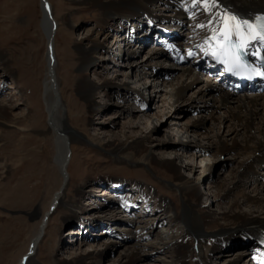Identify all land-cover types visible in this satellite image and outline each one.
<instances>
[{"label": "rangeland", "instance_id": "374dc122", "mask_svg": "<svg viewBox=\"0 0 264 264\" xmlns=\"http://www.w3.org/2000/svg\"><path fill=\"white\" fill-rule=\"evenodd\" d=\"M44 1L48 17L55 27L52 49L62 122L69 134L76 138L66 141L70 159L62 205L50 211L46 230L29 264H63L88 254L94 256L93 263L90 264H120L123 262L120 254L125 243H136L140 248L136 264L171 263L169 253L156 250V235L178 232V224H158L150 233L140 229L141 222L147 221L148 217H153L159 211V200L168 202L172 210H182L178 192L169 186L171 176L157 167L151 170L134 162L129 164L114 161L106 150L90 143L88 139L96 136L106 143L112 138L125 139V136L130 142L137 140L140 135L149 134V138L142 141V144L152 148L156 159L172 161L179 167L180 176L184 180L199 182L196 186L202 197L196 204V214L200 216L211 211L214 213L212 218L217 219L216 222L206 218L205 220L214 223L208 227L198 224L199 228L202 231L203 228L207 229L208 233L220 228L221 232L234 229V222H223L220 213L227 211L240 196L254 197L255 185L264 194V167L254 172L252 179L257 184L242 179L236 190L228 194L224 191L225 183L243 155L220 153L213 148L207 150L206 144L215 141L217 135L226 144L236 139L228 132L232 126L229 111L206 106L207 93L202 83L186 90L179 103L168 109L169 97L163 90L171 88L173 84H181L182 81L186 85L188 80L182 79L179 82L176 77L171 83L161 84V77H167V73L159 70L158 76L161 77H157L151 72L150 68L157 64L152 58L146 60L153 54L154 46H158L154 42L156 36L147 37L145 45L140 47L136 40L128 43L131 44L130 47L125 45L127 39L130 41L133 37L138 38L135 36L136 31L138 36H144L148 29L153 28L148 26L147 17L129 21L125 16L119 15L109 19L95 7L72 4L70 0ZM147 8L152 10V15L169 16L160 3L153 2ZM42 18L41 0H0V56L8 59L6 64L0 65V103L9 108L6 116L0 118V264L19 263L27 251L28 238L61 185V176L55 164L56 142L54 132L49 130L47 123L43 94L48 42L41 26ZM192 21L191 16H186L173 23L176 24L178 33L172 35L177 40L180 39L182 47L192 40ZM126 22H129V27ZM159 24L166 25L164 22ZM123 27L128 28L122 30ZM156 29L157 34L166 35L174 30ZM85 36L90 41L85 40ZM93 39L104 48L115 39L117 42L106 52L97 49L92 55L96 67L91 72H86L84 67V74L81 73L76 81L72 80L78 72L75 62L79 44L89 46ZM129 52H134V57L126 56ZM168 58L170 57L160 58L158 66L166 71L171 70L174 77L179 73L178 68L187 67L192 61L176 65L169 64ZM135 66L138 69L133 73L129 68ZM81 79L94 85L105 80L111 85L97 86L92 92L90 107L77 94L75 84ZM125 82L128 88L138 90L142 96V101L138 100L142 109L134 103L135 97H127L122 92L116 93L114 85ZM219 85L213 81L214 88ZM95 106L102 109L97 114L92 112ZM126 109L128 113L123 114ZM142 113L146 116L141 115ZM191 123L199 126L191 127ZM197 146L206 151H199ZM187 164L189 165L186 166ZM206 169L209 170L208 173L202 176V171ZM11 179H15L10 185H15L16 188L18 186V193L10 197L11 200L4 201V198H8L3 195L5 186L9 185ZM116 181L123 183L122 190L112 186ZM130 184L148 188L152 199L146 203L138 201L139 195H133L127 190ZM119 193L122 194L118 198H131L136 205L141 204L145 208L130 210V214L121 211L119 201L116 200ZM107 204H111L112 208L103 210ZM67 205L76 209L73 219L66 218L71 213L66 208ZM248 207L240 205L233 209L240 216H248L251 210L252 214L263 217L264 209ZM116 213L118 215L114 216ZM109 214L111 216L103 217ZM192 215L195 216L194 213ZM127 222L131 223L130 226ZM70 230L73 233L70 234ZM142 232L143 235L146 233V237L142 236ZM118 235L120 239L116 238ZM191 242L189 239L187 244ZM242 243V240H236L213 249L209 256L210 263L226 264L227 261L240 257L236 264H247L245 253L249 250ZM213 245L212 238H208L203 244L208 249H212ZM97 254L100 256L99 260L95 258ZM189 262L192 263L191 259Z\"/></svg>", "mask_w": 264, "mask_h": 264}, {"label": "bare ground", "instance_id": "6f19581e", "mask_svg": "<svg viewBox=\"0 0 264 264\" xmlns=\"http://www.w3.org/2000/svg\"><path fill=\"white\" fill-rule=\"evenodd\" d=\"M70 1L72 2V4L95 7L103 12L104 17L109 19H111V17L119 15L125 16L127 19H129V21H133L135 18L143 19V17H147L148 26L153 28H151L150 30L148 29V33L144 36H138L136 31L135 36H137L138 38L134 39L133 37L130 41L127 39L128 42H126L125 45L130 47L129 45L131 44L128 43L136 40L137 46L140 47L142 45H145V40L147 39V37L151 38L152 36H156L154 42H164V44L161 46H154L153 54H151L150 58L146 60L148 61L152 58L155 61V64H157V66L154 65L150 68L151 72L157 77H161L158 76L159 72L167 73V77H161V84L171 83L176 80V77L179 78V82L182 79L188 80L186 85L185 82L182 81L181 84H173L171 88H168L166 90L162 86L164 89L163 91L169 97L168 109L174 108L179 103V101L184 97L186 90H188L195 84L202 83V86H204L207 93L206 106L212 109H226L229 111V122L232 124V126L228 130V132L236 138L231 143L226 144L224 140H221V137L217 135L215 141H213L214 143L211 142V145L208 143L206 144V149L209 150L210 148H213L217 149L220 153L233 152L243 155L242 159L237 162L235 171H233V173L231 172L232 176L227 181V183H225L226 186L224 191H226L228 194V192L236 190L239 187L242 179H246L247 182L254 185L257 184L256 181L252 179L254 172L258 168L264 167V92L235 93L224 89L222 85L214 88L213 81L217 82V80L214 75L210 73L209 67H206V69H208L206 70L202 67L198 69L197 66L202 63L204 64L203 61H200L203 57H206V59L209 60L210 54L214 50L213 46L217 43V41L213 38L214 32L216 36L219 35V32L216 30L222 28V18L224 17L225 13L228 16L235 17L237 21H247L251 25L256 18L264 17V0H205L208 7L207 11H205V5L202 4L200 0H197V3H193V0ZM153 2L160 3V6H162V8L169 13V16L159 17L152 15V10L147 8V5H150ZM41 11L43 15L41 26L44 30L48 42L46 52V71L43 80V94L45 96L44 102L48 117L47 123L49 126V130L54 132V139L56 142L55 164L61 176V185L50 201L49 207L44 213L43 217L40 219L36 229L32 231L30 237L28 238L29 243L27 246V251L18 261V264H29L30 260H32L33 256L36 253L38 243L40 242L46 230L50 211H54L62 205L64 190L68 182L66 171L70 159V155L66 148V141L70 142L71 140L76 138L73 134H69L67 128L65 127V125H63L62 122L61 99L59 93H57L56 91L55 64L53 62L52 49V39L54 34L53 31L55 27L48 17V9L44 0H41ZM186 16H191V18L193 19L190 30L192 32V40L189 41V44L183 43L184 50L186 51V56H188L190 52L191 54L196 53V57L191 61V66L187 65V67L178 68L179 73L177 72L178 74L174 77V74L171 70L166 71L164 68H160L158 66V60L163 57H169V53L167 52V50L170 48H178L180 49V51L183 48L182 46H180L182 44L180 39L177 40L175 36L172 35L176 32V29H178L175 27L176 24L173 23L178 21V19H180L181 17ZM160 22H164V24L166 25L161 24L162 26H160ZM126 23L129 27V22ZM179 23L181 22L179 21ZM155 26L156 28H159L161 30L166 29V31H170L171 28H174V30H172L168 35L161 33L157 34V29L154 28ZM128 27H123L122 30L127 29ZM141 31H144V29ZM246 32L247 30H245V33ZM177 33L178 31L176 32V34ZM91 34H93V31ZM172 36H174L173 39ZM242 36L248 42L259 43V40L257 38L247 39L246 34H242ZM85 37V40L90 41L87 36ZM116 42L117 40L115 39L114 42L109 43L108 47L105 48L103 45L98 44L96 39H93V43L89 46H83V44L80 43L76 52L77 61L75 62V66L77 67L78 72L75 78L72 80L76 81L77 78H80L81 73L82 75L84 74V67H86L87 69L86 72L88 70L91 72L92 68L96 67V64L92 60V55L95 51H97V49L104 50L106 52L108 49H111L116 44ZM128 49L129 48H127V50ZM133 53L134 52H129L126 54V56L129 55V57H134ZM4 59L5 58L0 56V65L6 64L8 59L6 58L5 61ZM195 59H199V61L197 63H194ZM170 63L173 64L171 61H169V64ZM136 69H138V66L129 68V70L133 73L136 71ZM109 85L111 84L105 80H103L98 85H94L93 83H88L86 79H81L75 84L77 94L85 102L84 104L90 107L93 101L92 92L97 88V86L106 87ZM114 86L116 93L122 92L125 93L127 97H135V100H133L134 103L139 105L141 109L143 108L142 105H140V103L138 102V100L142 101V96L138 93V90L134 91L128 88L126 82L122 85L115 84ZM30 95V98H32L31 93ZM7 109H9L7 106H5L3 103H0V118L4 115L6 116ZM101 110L102 109L100 108V106H95L92 112H94L93 114H97ZM125 113H128V109L123 111V114ZM141 115L146 116L145 113H142ZM191 124V127L199 126L196 123ZM149 136V134H145L143 136L140 135L137 140H133L130 142L126 140V136L125 139H109L106 143L100 141L98 136H96V138L94 139L88 140L90 141V143H93L102 150H106L108 155L112 156L111 158H113L114 161H125L129 164H131L130 162H134L151 170L153 167H157L161 170H164L171 176V180L168 181L170 184L169 186L170 188L178 192L182 203V210L180 212L172 210L168 202L159 200V211L157 212V214L153 217H148L149 219L147 221L141 222L142 226L140 228L143 231H147L150 233V230H152L153 227H155L156 229V226L158 224L162 225L167 223L169 225H172V223L174 222L178 224V232H164V236L159 234L156 235V239L158 241L156 250H163L169 253L172 259L171 263L165 264H212L209 260L211 251L218 248V246L220 245L225 246L226 243H234L236 240H242L243 243L241 245L246 246L249 250L245 253L248 260L247 264H264V215L263 217L254 215L250 210L248 216H240L239 213L233 209L238 208L240 205H248L249 207H256L257 209H264V194H261V191H258L257 185L254 186V192H256L254 197H249L246 195L240 196L238 197L239 199L235 200L232 203L231 207L227 211H222L220 213L223 222H234V229L221 232L220 230L222 229L220 228L216 229L217 231L215 232L208 233L209 231L207 232V229L204 230L203 228L202 231L199 228L198 224L203 227H208L209 224H212L214 222L205 220L206 218H210L213 221L215 220L216 222L217 219L212 218V216H214V213L211 211L203 213L200 216L196 214V204H198V201L202 197V193L197 190L196 186L199 182L184 180L180 176V171L178 169L179 167L177 168V165H175L172 161L156 159L153 155L152 148L144 146L142 144V141L148 139ZM197 148L200 147L197 146ZM199 151L206 150L204 148H200ZM188 165L189 164H187L186 166ZM190 168L193 169V166H191ZM208 171V169L203 170L202 176L207 174ZM16 178H18L19 180L21 179V177ZM14 180L15 179L9 180V185L5 186V193L3 195L7 196L8 198H4V201L11 200L10 197L14 196L15 193H18V186L16 188L15 185H10V183H13ZM112 186L117 190H122V188H124L121 181L114 182ZM127 190L133 195H139L138 199L140 200L138 201L142 203H146L150 199H152L151 191L145 186L130 184L128 185ZM24 191L27 192L26 190ZM120 194L122 193L116 195V200L119 201V205L122 208L121 211L130 214L131 211H135L134 209L145 208V206L141 207V204L136 205L135 202L131 201V198H118ZM214 195H216V193ZM71 206L72 205L66 206V208L71 210V213L66 215L67 219H73L74 215L76 214L75 207L71 208ZM105 208H112V205L107 204V206L102 209L105 210ZM78 211L81 210L78 209ZM192 213H194L195 216H193ZM117 215V213L114 214V216ZM104 216L111 215H103V217ZM127 223V225L130 226L131 223ZM69 233L71 234L73 233V231L70 230ZM145 234L143 235L142 232V236H145ZM116 238L120 239V236L118 235ZM208 238H212V240L214 241L212 249H208L207 247L203 246L204 242H206ZM121 239L126 240V238ZM189 239L192 241L191 244H187V241H189ZM123 245L124 249L120 254V258L123 259V262L121 263L136 264L139 261L140 248L136 246V243H125ZM99 257L100 256L97 254L95 258L99 260ZM93 258L94 256L92 257L90 254L81 255L73 258L71 262L63 264H90L93 263ZM238 258L240 257L232 259L231 261H227L226 264H236ZM189 259H191L192 263L189 262Z\"/></svg>", "mask_w": 264, "mask_h": 264}, {"label": "snow or ice", "instance_id": "6c2138e0", "mask_svg": "<svg viewBox=\"0 0 264 264\" xmlns=\"http://www.w3.org/2000/svg\"><path fill=\"white\" fill-rule=\"evenodd\" d=\"M200 2L205 5V11H207L208 7L205 0H200ZM193 3H197V0H193ZM222 19V28L216 30L219 32V35L216 36L214 32L213 38L217 41V43L213 46L214 50L212 51V55L214 57H216L218 54L229 55L232 57L234 62L238 61V58L232 52L231 47V37L233 33H235L237 36H242V34H246L247 39L259 38L261 40H264V26L259 29H256L247 21H237L235 17L228 16L226 13L224 14V17ZM245 30H247L246 33ZM243 43H246V40L242 39V44ZM189 55H191L190 52ZM225 62L227 63V61ZM228 70L231 71L232 68L229 67Z\"/></svg>", "mask_w": 264, "mask_h": 264}]
</instances>
